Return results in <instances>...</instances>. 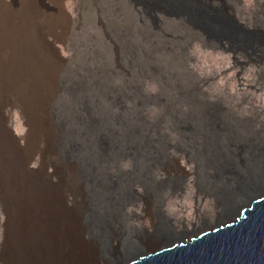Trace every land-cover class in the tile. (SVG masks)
<instances>
[{
  "label": "rangeland",
  "instance_id": "374dc122",
  "mask_svg": "<svg viewBox=\"0 0 264 264\" xmlns=\"http://www.w3.org/2000/svg\"><path fill=\"white\" fill-rule=\"evenodd\" d=\"M11 1L0 0V15L6 21L12 14L17 21H38L46 37L42 42L46 64L55 70H52L53 78L47 73H37L36 87L0 82V160L3 161L0 163L5 168V177L9 171L5 164H11L17 157H22L24 166L40 179L46 173L53 174L54 161L60 165L73 162L77 166L78 162L67 154L65 136L76 133L73 130H80V126L89 125L95 118L132 117L139 123L143 117L141 108L145 107L150 120L144 126L152 133L161 124L167 129L174 126L175 118L170 111L162 113L166 103L178 108L177 114L185 119L208 117L209 108L223 99L235 104H224L230 109L225 110L226 115H240L244 112L242 108L246 114L255 111L264 116V71L256 67L243 70L234 62L232 53H225L221 45L214 52L193 42L197 33L185 19H165L158 12L160 21H157L155 15L149 14L153 0H139V3L136 0H16V8L10 6ZM227 1L250 21H264V0ZM235 15L240 19L238 12ZM53 37L61 39L55 43L56 58L46 43ZM16 94L25 100L27 114L8 105L6 99H13ZM55 134L58 138L52 154L51 146L44 141ZM170 134L178 137L177 133ZM171 152L174 160L165 164V171L157 170L154 174L161 180L167 179L170 172L171 177L183 176L184 182L176 190L165 193L164 212L157 206L159 184L152 182L147 192L137 187L143 201L129 206L125 225L117 222L112 227L119 238L123 234L145 237L143 234L152 232L166 216L175 218L189 236L201 228L217 226L222 211L215 197L209 194V187L213 186L209 175L215 171L208 168L201 175L197 163L190 159L195 157L176 149ZM128 163L124 164L125 169H129ZM72 200L69 198L67 205L72 206ZM88 207L86 204L81 208L83 212L78 216L77 210L64 209L59 214L65 221L53 234L42 235L38 230L19 236L49 247L57 242L60 250L68 242L69 234H75L80 226L83 236H75V243L84 240L101 250L106 239L87 222ZM14 238L0 205V264L3 251ZM98 262L104 264L101 256Z\"/></svg>",
  "mask_w": 264,
  "mask_h": 264
},
{
  "label": "bare ground",
  "instance_id": "6f19581e",
  "mask_svg": "<svg viewBox=\"0 0 264 264\" xmlns=\"http://www.w3.org/2000/svg\"><path fill=\"white\" fill-rule=\"evenodd\" d=\"M153 2L149 14L155 15L157 21H160L158 12L165 19H185L190 29L197 33L193 42L214 52L221 45L225 53H232L234 62L243 70L256 67L264 71V21H250L227 0L221 3L214 0ZM10 6L16 8V0H12ZM3 17L0 15V82L36 87L37 73H47L50 78L54 76L52 70L55 67L47 66L42 51V42L46 39L42 25L38 21H17L13 14L8 21ZM56 42L61 39L53 37L51 42L46 41L55 58ZM21 97L16 94L6 101L27 114L25 100L23 102ZM224 104L235 105L223 99L209 108L208 117L183 119L177 114L178 108L166 103L162 113L170 111L175 118L172 120L174 126L167 129L161 124L152 133L144 126V122L150 120L145 107L141 108L143 117L139 123L132 117L108 115L105 119L95 118L89 125L80 126V130H73L76 133L65 136L67 154L78 165L73 162L60 165L54 161L51 165L53 174L46 173L43 179L24 166L22 157L5 164L9 170L6 177L0 163V205L7 216L9 229L15 234L2 253L1 264H96L100 256L107 260L145 248L150 241L155 245L187 235L180 229L179 222L169 216L141 238H132V234H123L119 238L112 230L117 222L121 226L128 222L130 205L136 206L143 201V194L137 187L147 192L152 182L159 184L157 206L164 212L163 196L179 188L185 180L180 175L172 178L170 172H167V179L161 180L154 174L157 170L165 171V164L174 160L172 149L195 157L189 158L197 163L199 174L204 175L208 168L215 171L214 175H209L213 182L209 194L215 197L222 211L217 225L243 218L244 210H251L253 204L264 200V116L255 111L246 114L242 108V114L229 116L225 110L230 109ZM117 125L120 126L116 130ZM170 132L177 133L178 137L171 136ZM55 135L44 141L51 146L52 154L58 138ZM125 163L129 169H125ZM69 198H73L72 206L67 205ZM86 204L89 206L87 222L100 230L106 239L101 250L84 240L75 243V236H83L80 226L75 234H69L68 242L60 250L57 242L49 247L33 243V239L27 242L26 237L25 240L19 236L38 230L42 235L53 234L65 221L59 213L64 209H69L68 212L75 209L78 216ZM133 216H136L135 212ZM23 240L26 242H20Z\"/></svg>",
  "mask_w": 264,
  "mask_h": 264
},
{
  "label": "water",
  "instance_id": "95a60500",
  "mask_svg": "<svg viewBox=\"0 0 264 264\" xmlns=\"http://www.w3.org/2000/svg\"><path fill=\"white\" fill-rule=\"evenodd\" d=\"M226 222L107 260L104 264H264V200ZM99 263V262H97ZM96 263V264H97Z\"/></svg>",
  "mask_w": 264,
  "mask_h": 264
},
{
  "label": "flooded vegetation",
  "instance_id": "af4514ba",
  "mask_svg": "<svg viewBox=\"0 0 264 264\" xmlns=\"http://www.w3.org/2000/svg\"><path fill=\"white\" fill-rule=\"evenodd\" d=\"M189 235V234H188ZM185 236V235H184Z\"/></svg>",
  "mask_w": 264,
  "mask_h": 264
}]
</instances>
